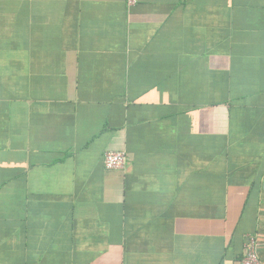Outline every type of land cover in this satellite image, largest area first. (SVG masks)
<instances>
[{
    "label": "crops",
    "instance_id": "0c3cea01",
    "mask_svg": "<svg viewBox=\"0 0 264 264\" xmlns=\"http://www.w3.org/2000/svg\"><path fill=\"white\" fill-rule=\"evenodd\" d=\"M255 233L264 263V0H0V264H241Z\"/></svg>",
    "mask_w": 264,
    "mask_h": 264
},
{
    "label": "built area",
    "instance_id": "2783aa9c",
    "mask_svg": "<svg viewBox=\"0 0 264 264\" xmlns=\"http://www.w3.org/2000/svg\"><path fill=\"white\" fill-rule=\"evenodd\" d=\"M128 162L125 152H107L104 155V165L108 170H124ZM259 236L249 234L244 244L241 264H264L259 255Z\"/></svg>",
    "mask_w": 264,
    "mask_h": 264
},
{
    "label": "trees",
    "instance_id": "16d2710c",
    "mask_svg": "<svg viewBox=\"0 0 264 264\" xmlns=\"http://www.w3.org/2000/svg\"><path fill=\"white\" fill-rule=\"evenodd\" d=\"M242 257H243V255H242Z\"/></svg>",
    "mask_w": 264,
    "mask_h": 264
},
{
    "label": "rangeland",
    "instance_id": "374dc122",
    "mask_svg": "<svg viewBox=\"0 0 264 264\" xmlns=\"http://www.w3.org/2000/svg\"><path fill=\"white\" fill-rule=\"evenodd\" d=\"M128 170V169H127Z\"/></svg>",
    "mask_w": 264,
    "mask_h": 264
}]
</instances>
